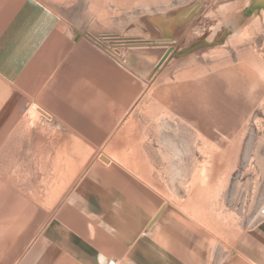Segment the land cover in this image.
<instances>
[{"label": "rangeland", "instance_id": "rangeland-1", "mask_svg": "<svg viewBox=\"0 0 264 264\" xmlns=\"http://www.w3.org/2000/svg\"><path fill=\"white\" fill-rule=\"evenodd\" d=\"M42 1L70 39L89 40L115 65L130 66L144 90L107 137L104 128L78 127L92 131L85 138L92 142L74 144L57 134L72 129L56 131L0 81L2 216L19 217L27 203L39 226L76 175L104 154L159 190L162 201H191L214 244L230 253L264 207V0ZM196 2L203 6L198 18L161 50L169 52L161 64L165 53L154 57L153 49L125 61L120 40L158 39L144 17Z\"/></svg>", "mask_w": 264, "mask_h": 264}, {"label": "crops", "instance_id": "crops-1", "mask_svg": "<svg viewBox=\"0 0 264 264\" xmlns=\"http://www.w3.org/2000/svg\"><path fill=\"white\" fill-rule=\"evenodd\" d=\"M69 37L42 0H0V81L52 116L43 115L56 131L72 129L57 131L66 142L80 144L92 142L85 139L92 131L87 136L75 128H104L107 137L144 85L91 41ZM133 37L156 44H119L130 65L144 57L139 50L161 57L167 49L155 38ZM102 155L75 176L39 226L27 203L19 217L0 212V264H264V218L256 216L224 253L193 215L191 201H162L159 190Z\"/></svg>", "mask_w": 264, "mask_h": 264}, {"label": "water", "instance_id": "water-1", "mask_svg": "<svg viewBox=\"0 0 264 264\" xmlns=\"http://www.w3.org/2000/svg\"><path fill=\"white\" fill-rule=\"evenodd\" d=\"M202 8L203 6L196 2L190 6L181 7L168 13L148 15L144 17V23L148 31L158 36V42L167 45L184 34V32L198 18L199 12ZM148 39L141 40L139 37H126L123 40H120L119 43L122 46L145 47L152 43V41H149ZM168 53L169 52L165 53L160 64L167 57ZM37 110L45 117L51 118L41 108H38ZM101 160L109 162V159L104 155L101 156Z\"/></svg>", "mask_w": 264, "mask_h": 264}, {"label": "built area", "instance_id": "built-area-1", "mask_svg": "<svg viewBox=\"0 0 264 264\" xmlns=\"http://www.w3.org/2000/svg\"><path fill=\"white\" fill-rule=\"evenodd\" d=\"M257 218H260V219L264 218V207L259 210ZM108 264H118V262L116 260H111L108 262Z\"/></svg>", "mask_w": 264, "mask_h": 264}, {"label": "bare ground", "instance_id": "bare-ground-1", "mask_svg": "<svg viewBox=\"0 0 264 264\" xmlns=\"http://www.w3.org/2000/svg\"><path fill=\"white\" fill-rule=\"evenodd\" d=\"M255 23H256V22H255ZM258 23H259V22H258ZM259 25H260V23H259ZM246 29H247V28H246ZM249 29H250V28H249ZM247 30H248V29H247ZM254 30H255V29H254ZM250 33H251V32H250ZM252 34H253V33H252ZM245 37H246V36H245ZM239 38H240V37H239ZM247 38H248V36H247ZM240 39H242V37H241ZM233 43H234V42H233ZM235 44H236V43H235ZM239 44H240V43H239ZM0 49H1V48H0ZM3 77H4V76H3ZM6 79H7V78H6ZM7 80H8V79H7ZM8 98H9V97H8ZM35 98H36V97H35ZM38 98H39V97H38ZM32 105H33V104H32ZM34 106H35V105H34ZM32 107H33V106H32ZM30 108H31V107H30ZM36 111H37L36 108H34V109H33V112L35 113ZM36 113H37V112H36ZM25 117H26V116H25ZM51 117H52V116H51ZM30 118H32V117H30ZM26 121H27V120H26ZM33 122H34V121H33ZM31 123H32V122H31ZM44 130H45V129H44ZM16 134H17V133H16ZM16 134H15V135H16ZM13 136H14V135H13ZM13 136H12V137H13ZM25 137H26V136H25ZM18 162H19V161H18ZM19 165H20V164H19ZM4 166H5V165H4ZM9 175H10V174H9ZM36 178H37V177H36ZM30 181H31V180H30ZM4 185H5V184H4ZM32 185H33V184H32ZM46 192H47V191H46ZM29 195H30V194H29ZM30 196H31V195H30ZM19 204H20V203H19ZM15 206H17V205H15ZM20 207H21V206H20ZM21 208H22V207H21ZM21 208H20V209H21ZM23 208H24V207H23ZM27 208H28V207H27ZM24 211H25V209H24ZM20 212H21V211H20ZM20 212H19V213H20ZM21 213H22V212H21ZM15 215H16V213H15ZM27 215H28V214H27ZM16 216L18 217V215H16Z\"/></svg>", "mask_w": 264, "mask_h": 264}]
</instances>
